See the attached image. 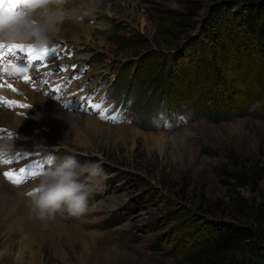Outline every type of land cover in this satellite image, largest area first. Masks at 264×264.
Segmentation results:
<instances>
[{
	"label": "rangeland",
	"instance_id": "obj_1",
	"mask_svg": "<svg viewBox=\"0 0 264 264\" xmlns=\"http://www.w3.org/2000/svg\"><path fill=\"white\" fill-rule=\"evenodd\" d=\"M104 1L83 22L64 24L50 42L61 43V51L55 50L52 55L60 57L66 63L65 72L74 77L73 84L65 83L66 77L61 79L64 90L74 86L71 92L78 96L79 104L63 111L93 116L107 126L106 133L77 130L76 124L72 127L66 118L68 128L60 134L50 121H41L32 104L35 95L43 94L25 85H12L20 94L3 91L8 84L2 83L0 98L30 106L22 112L13 111L15 118L46 124L37 129L42 135L33 136L9 134L10 130L2 127L5 131L0 138L17 143L10 152L27 150L30 157L44 159L43 171L49 167L46 160L50 155L58 159L74 155L81 163H99L106 176L90 194L87 211L80 216L65 213L41 221L28 208L29 215L21 214V229L26 234L37 224L56 232L44 241L31 238L24 242L26 235L6 243L0 238V264H189L186 248L194 243L198 226L206 221H231L232 213L225 206L231 196H241L249 204L259 202L264 192L263 47L256 46L249 52L241 40L239 52L228 67L221 68L233 87L231 93H224L225 101L244 107L242 114L230 112L227 119L216 121L186 106L165 108L162 102L147 100L129 81L144 76L150 82L155 79L151 77L165 72L175 84L172 92L188 95L190 82L201 68L194 72L185 57L176 61L173 56L188 49L189 41L205 39L203 30L210 17H222L214 11L219 0H202L193 19L186 16L190 12L183 4L186 0ZM122 37L132 40L121 42ZM72 65H76L75 71ZM61 72L59 77H64ZM221 87L215 86L217 93ZM253 96L263 99L247 102V97ZM81 97L101 104L102 109H108L106 115L118 116L119 122L101 119L100 110L89 107ZM17 107L3 108L0 103V108L7 110ZM31 114L33 119L29 120ZM241 170L251 183L233 187L230 177ZM6 171H13V166L0 163L1 191H7V184L25 185L11 183L3 175ZM43 171L39 168L40 174L29 180H37ZM31 189L21 190L25 198ZM113 212L118 215L112 223L107 218ZM59 227L74 230H67L66 235L57 232ZM183 232L190 235L178 243ZM251 244L254 251L246 256L249 264H264L263 248Z\"/></svg>",
	"mask_w": 264,
	"mask_h": 264
},
{
	"label": "trees",
	"instance_id": "obj_2",
	"mask_svg": "<svg viewBox=\"0 0 264 264\" xmlns=\"http://www.w3.org/2000/svg\"><path fill=\"white\" fill-rule=\"evenodd\" d=\"M186 1L183 4L190 11L186 16L193 19L201 9L202 0ZM214 11L222 17H210L203 30L205 39L189 41L188 49H182L180 56H173L176 61L185 57L194 72L201 68L195 73L196 78L190 82L188 95H183L182 91L174 94L172 88L175 84L169 81L165 72L151 77L155 78L154 81H145L146 78L141 76L130 80L129 84L143 92L147 100L162 102L165 108L186 106L193 112L216 121L227 119L230 112L242 114L244 107L238 108L234 103L225 101L224 93H231L233 87L230 79L226 82L221 68L228 67L234 55L239 52L241 40L243 48L249 52L256 46L263 47L264 51V0H219ZM209 29H212V34H209ZM240 34L242 37H239ZM131 40L128 37L120 38L121 42ZM218 84L223 86L219 93L215 89ZM262 99L247 97V102ZM261 105L264 116V105ZM230 179L233 187H244L251 183V178L244 176V170L234 171ZM225 206L232 213V220L206 221L203 226L196 228L194 243L186 248L189 251V264H249L246 256L254 251L251 242L261 245L264 250V192L257 203L248 204L247 200L236 195L235 198L231 196ZM117 215V212H113L107 220L113 223ZM189 235L183 232L178 243Z\"/></svg>",
	"mask_w": 264,
	"mask_h": 264
},
{
	"label": "clouds",
	"instance_id": "obj_3",
	"mask_svg": "<svg viewBox=\"0 0 264 264\" xmlns=\"http://www.w3.org/2000/svg\"><path fill=\"white\" fill-rule=\"evenodd\" d=\"M100 4L101 0H85L83 4L75 0H16L15 10L0 11V43L31 45L37 52L43 51L64 24L83 22ZM11 148L7 137L0 138V158ZM49 158V167L25 194L30 213L41 221L54 220L58 214H84L90 194L106 176L103 168L96 162L81 163L74 155Z\"/></svg>",
	"mask_w": 264,
	"mask_h": 264
},
{
	"label": "bare ground",
	"instance_id": "obj_4",
	"mask_svg": "<svg viewBox=\"0 0 264 264\" xmlns=\"http://www.w3.org/2000/svg\"><path fill=\"white\" fill-rule=\"evenodd\" d=\"M106 1H108V0L104 1L105 4L107 3ZM75 3L83 4L84 0H76ZM84 28H86L88 30V27L85 26ZM17 54L20 56V59L12 60L13 65L20 63L24 59L23 55H21L19 53H17ZM8 59H14V58L9 57ZM6 60H7V58H6ZM10 64L9 63L1 64L2 68H0V73L3 72L2 69L6 68L7 74H6L4 79H0V84L4 83V84H8V85H17V86L25 85V86H27V88L30 91H33L31 89V86L36 85V83H38V82L26 84L23 80V76H20L19 79H15L17 76L14 77L15 74H12L11 75L12 78L9 77L10 73L12 72V71H10V69L13 68V67H10ZM33 64H35L34 66L38 65L37 62H34ZM56 69L57 68H54L55 71L50 78V82L53 85L63 86L61 79H64L65 76L59 77L58 71H56ZM17 75H19V73H17ZM28 76L31 77L30 75H28ZM19 87H21V86H19ZM15 89H16V91H13V92L16 94H20L19 89L17 87H15ZM70 89L71 88L64 90L65 96L67 94L71 93ZM9 90H11V88L7 87L3 91H9ZM2 94H3V92L1 93V95ZM30 94H31V92L28 93V95H30ZM11 95L12 94H10L8 96H11ZM3 99H5L6 101H17L16 99H11V98L6 99V97H4ZM49 99L52 101L51 98H49ZM51 101L45 100L44 97H42L41 95H35L33 97V100H32L33 103L32 104H34L36 112L37 113L39 112V116L41 115V121H42V119L47 120L48 122L50 121L51 124L56 128V130H58V133L61 134L63 131H65L68 128V123H66V121H65L66 118L70 119L72 127H73V125L76 124L77 130L84 128V131L88 132V133H97V134H99V133L105 134L106 133L105 129H107V126H105V125L95 121L94 119H92L93 116H90L91 117L90 118V117H83V115L82 116H76L73 114H69L67 112H64L65 106L61 105V103L63 102V99L58 100V102L53 101L54 103H57V105L60 108L57 105L53 104ZM64 101L74 102V100H71L70 96L65 97ZM0 109L2 110V111L0 110V127H6V130H8V131L10 130L9 134H13L15 132H18V133H26V134L31 135V136L42 135L37 129L39 126H44L46 124L45 122L42 124H39V123H37V121L25 122L22 119L15 118L13 111L22 112L23 108L17 107L15 110H11V109L7 110V109H3V108H0ZM63 112L66 113V115H64ZM33 115L34 114H31L29 120L33 119V117H32ZM85 115L87 116V114H85ZM50 130H51V128H50ZM33 131H35L36 134L33 133ZM47 136H48V138L51 137L49 134ZM10 143L12 144L11 149L13 150V147H14L13 144H15L16 142L10 140ZM19 145H24V144H19ZM37 182H38V179L34 180V181H30L29 186H28V184H26L22 187H11L7 184L6 186H8L9 188L8 187L6 188L7 191L5 190L6 191L5 193L3 191H1L2 189L0 188V238H5L4 239L5 243L9 242V240L11 241V240L17 239L23 235L27 236L23 239L24 242H26V240L29 241L31 238L37 239L38 241L39 240L44 241L46 239H49V237L51 235L54 236L53 232H56V231H54L53 229H46L44 227H41V224H37V225L34 224V226L35 225L36 226L33 227V230L31 232L27 231L28 234H26L24 232V230L21 229V226H22L21 222H23V220L21 219V216H22L21 214H23V216L26 217L24 214H27V211L29 208V201L27 198H25L23 196V192L21 190H27V188H29V187L33 188V187H35V184ZM13 190L16 192H14ZM27 215H29V214H27ZM7 228H8V230H6ZM72 229L74 230V228H72ZM72 229L66 228V227L61 229V227H59V228H57V232H63V234L65 233L66 235H69L67 230H72ZM5 230H6V232L3 233V231H5ZM24 242H23V244H24Z\"/></svg>",
	"mask_w": 264,
	"mask_h": 264
},
{
	"label": "snow or ice",
	"instance_id": "obj_5",
	"mask_svg": "<svg viewBox=\"0 0 264 264\" xmlns=\"http://www.w3.org/2000/svg\"><path fill=\"white\" fill-rule=\"evenodd\" d=\"M16 8V0H0V11H11V10H15ZM55 52V47H50L47 46L43 51L37 52L33 46L31 45H24V44H3L0 43V64H4V63H12V60H18L20 59V56L17 55V53H21L24 54V58L27 59V61L29 62L28 67H19L17 65H13V68H18L21 69V72H26L29 67L32 66V62H39V64L37 65V68L40 67H47V63H45L46 58L50 55V53ZM7 57H12L14 59H7ZM72 69L75 71L76 69V65H72L71 66ZM67 68L66 67H61L58 69V71H66ZM2 71L7 72V69L4 68L2 69ZM53 73L51 72H47L45 73L46 76H51ZM74 78V77H70L69 78V82L70 80ZM0 79H3L2 76H0ZM23 80L25 83H35V78H31L28 75L23 76ZM46 83V81H45ZM2 86V85H0ZM9 88H11L12 91H16L15 87H13L12 85H8ZM59 87L52 89L50 92H56L59 91ZM3 98H0V100H2ZM81 100H83V102L85 104H87L89 107L96 109V110H100L99 111V115L101 119L104 120H111L113 123L119 122V117L118 116H108L106 115L108 109H102L101 104L99 103H91L87 98L85 97H81ZM4 103L8 104L9 106H18L20 108H28L30 107L29 105H25V104H19V102L17 101H4ZM16 155L18 156L19 153H16ZM25 155H27V153H25ZM0 163H4V164H11L12 160H4V159H0ZM50 164V158L48 157L46 160V165L49 166ZM41 170L43 171L44 169V165H40ZM40 173H37L35 171H29L28 169H26L25 167H21L18 169V171H6L3 173L4 177L9 180L11 183H13L14 185H21L25 179L28 176H37Z\"/></svg>",
	"mask_w": 264,
	"mask_h": 264
}]
</instances>
